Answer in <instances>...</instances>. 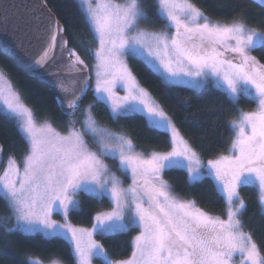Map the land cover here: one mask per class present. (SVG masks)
<instances>
[{
	"label": "snow or ice",
	"instance_id": "snow-or-ice-1",
	"mask_svg": "<svg viewBox=\"0 0 264 264\" xmlns=\"http://www.w3.org/2000/svg\"><path fill=\"white\" fill-rule=\"evenodd\" d=\"M255 2L264 9V0ZM155 3L156 16L165 22L160 30L140 27L149 18L144 0H97L96 7L91 0H77L98 45L95 49L84 44L77 47L95 60L96 102L107 106L111 120L118 123L140 114L150 128L169 134L172 150L138 151L130 134L98 120L97 103L82 107L90 88L88 64L75 47H68L65 29L45 3V38L40 51L25 63L29 70H43L54 78L63 94L57 103L68 110L69 119L62 133L47 120L37 123L18 94L10 98L0 94V115L17 121L28 144L21 163L10 157L0 175V198L12 212L0 223V235L5 240L13 232L63 237L72 245L75 264H92L94 258L102 264H264V248L245 230L242 217L247 202L240 193L242 186L255 185L264 217V63L252 55L264 47V21L252 26L255 17L243 3L224 20L210 19L193 0ZM10 8L0 6V28L5 31ZM259 15L264 17V11ZM127 56L141 59L167 85L195 89L211 85L233 106L242 97L253 99L255 110L236 107L238 115L228 122L232 130L229 154L220 153L202 163L194 146L140 86ZM117 87L126 95H117ZM2 152L0 146V158ZM105 158L117 161L118 170L130 177L127 187ZM174 168L186 170L190 183L211 177L224 199L227 218L178 196L164 178L165 170ZM80 193L107 196L113 205L110 211L96 213L91 231L73 227L67 219L71 211L80 210ZM54 212L65 219L63 224L51 218ZM10 221L14 223L8 227ZM130 229L139 232L126 259H112L93 239L94 233L107 236ZM24 264L44 262L29 256Z\"/></svg>",
	"mask_w": 264,
	"mask_h": 264
},
{
	"label": "trees",
	"instance_id": "trees-1",
	"mask_svg": "<svg viewBox=\"0 0 264 264\" xmlns=\"http://www.w3.org/2000/svg\"><path fill=\"white\" fill-rule=\"evenodd\" d=\"M46 1L64 24L69 46L75 47L90 64L93 59L77 45L84 44L94 49L97 43L84 23L77 0ZM193 3L197 4L207 15L218 20L230 18L234 15L236 5L243 3L247 5V11L251 16L255 17L252 26L258 27L259 22L264 21V17L259 15L264 9H261L255 0H193ZM144 6L149 18L140 23L144 24L146 21L145 24L149 28L162 29L165 22L156 16L155 0H144ZM252 55L264 63V47L257 48ZM128 58L129 65L139 82L163 106L180 133L194 146L201 158L213 159L217 154L228 152L227 147L232 137L228 122L238 115L236 107L254 109L253 99L242 97L239 104L233 106L221 90L212 86L204 89H195L185 85L170 86L141 59L133 56ZM0 68L34 111L37 120H48L57 129L66 131L69 118L60 110L54 91L28 75L13 58L3 53L1 49ZM89 103H97L95 113L102 124L115 131L122 130L130 134L138 151L146 154L149 150L168 151L172 148L169 134L150 128L144 116L140 114L122 118L118 123L113 122L109 117L107 106L96 102L94 91L91 88L83 97L82 107ZM0 141L4 146V161L9 156L22 158L28 151V144L19 132L15 119L6 118L3 115H0ZM110 162L116 163L113 159ZM120 173L122 179H130L127 174ZM164 178L172 184L178 196L195 200L197 206L205 211L220 216L225 215L224 199L215 190V181L211 177L190 183L186 170L174 168L165 170ZM240 193L247 202V210L242 217L245 230L251 231L256 242L264 248V217H261L257 203L258 188L255 185L242 186ZM111 207L113 205L107 196L95 198L81 193L80 210L71 211L69 218L75 224L90 226L97 212ZM10 212L5 201L0 198V221ZM56 216L60 217L58 213ZM138 232L139 229H130L127 232L107 236L96 234V237L112 259H125L131 255L132 240ZM29 256L45 261L59 260L64 264H75L72 245L63 237L49 238L41 233L26 235L13 232L5 240L0 235V264H24ZM96 262L102 264L99 258H96Z\"/></svg>",
	"mask_w": 264,
	"mask_h": 264
},
{
	"label": "water",
	"instance_id": "water-1",
	"mask_svg": "<svg viewBox=\"0 0 264 264\" xmlns=\"http://www.w3.org/2000/svg\"><path fill=\"white\" fill-rule=\"evenodd\" d=\"M45 3L46 7L51 10V14L59 20L60 24L65 29L64 24L51 9L46 0H0V6H11L10 23L7 26V30L5 31L3 28H0V49L3 53L13 58L17 65L28 75L39 80L46 87L54 91L58 97L63 94L55 87L54 78L46 76L43 70H29L25 63L26 60H30L33 55L40 51L43 44L45 38L44 25L46 23V16L44 15ZM64 35L69 41L66 32ZM68 47L70 46L68 45ZM85 62L87 63L86 60ZM88 73L91 74L89 64ZM89 83L91 88L92 77ZM58 106L60 110L66 114L68 110L66 108H62L60 104H58ZM0 146L3 148L2 158H0L1 166L4 158V146L1 141Z\"/></svg>",
	"mask_w": 264,
	"mask_h": 264
},
{
	"label": "rangeland",
	"instance_id": "rangeland-1",
	"mask_svg": "<svg viewBox=\"0 0 264 264\" xmlns=\"http://www.w3.org/2000/svg\"><path fill=\"white\" fill-rule=\"evenodd\" d=\"M114 2L115 3H124V0H114ZM91 3H92V6L93 7H96L97 6V0H91ZM209 16V15H208ZM209 18L210 19H213V20H218V19H215V18H213V17H211V16H209ZM146 21L144 22V24H142V23H140V27L141 28H147V29H149V30H160V29H152V28H149L146 24ZM96 47H98V45L96 44ZM95 47V48H96ZM94 48V49H95ZM129 56H127L126 57V60H127V63H128V65H129V58H128ZM95 64V60L93 59L91 62H90V64H89V68H90V73H91V77H92V85H91V89L94 91V88H95V83H96V77H95V69L93 68V65ZM129 67H130V65H129ZM131 68V67H130ZM132 70V69H131ZM133 72V71H132ZM134 74V73H133ZM0 76H2L3 77V79H0V94H2V96L4 97V98H10L11 97V94L12 93H16V94H18L20 97H21V99H22V101L24 102V104H26L27 106H28V108H30L29 107V105L24 101V99H23V97L21 96V94H20V92L15 88V86L13 85V83H12V81L10 80V78L7 76V74L0 68ZM136 79H137V77H136ZM137 81H138V83L140 84V86L141 87H143L149 94H150V96H151V98L155 101V103L157 104V105H159L160 107H161V109L165 112V114L166 115H168L167 114V112H166V110L163 108V106L155 99V97L144 87V86H142V84L139 82V80L137 79ZM209 86H211V85H209ZM115 91H116V93H117V95H119V96H124V95H126V92L124 91V90H121L119 87H117L116 89H115ZM95 94V93H94ZM255 108H256V103H255ZM255 108L254 109H252V110H255ZM31 109V108H30ZM241 109H243V108H241ZM32 110V109H31ZM243 110H245V111H252V110H247V109H243ZM33 111V110H32ZM33 113H34V111H33ZM80 116V114L79 115H77V117H79ZM169 116V115H168ZM34 117H35V114H34ZM170 117V116H169ZM171 118V117H170ZM35 119H36V117H35ZM172 119V118H171ZM16 121V120H15ZM36 121H37V123H43L44 121H39V120H37L36 119ZM48 121V120H47ZM173 121V120H172ZM17 122V121H16ZM48 122H50V121H48ZM51 123V122H50ZM173 123H174V121H173ZM53 125V124H52ZM174 125H175V123H174ZM54 126V125H53ZM176 126V125H175ZM55 127V126H54ZM77 127H80V125L79 124H77ZM56 128V127H55ZM177 128V127H176ZM57 129V128H56ZM178 129V128H177ZM58 131H61V130H59V129H57ZM62 133L63 132H65V131H61ZM180 132V131H179ZM180 135H181V137L184 139V140H187L181 133H180ZM89 139V143H90V145H91V139L90 138H88ZM188 141V140H187ZM173 144H172V148H173ZM93 147H94V145H93ZM172 148L170 149V150H168V151H160V152H170L171 150H172ZM147 154V153H146ZM199 154V153H198ZM223 154H225V155H228L229 153L227 152V153H223ZM12 158V159H14L18 164L19 163H21V161H22V159H23V157L22 158H15V157H13V156H9V157H7L6 159H5V161L4 162H2V165L0 166V175H2L3 174V171H4V169L7 167V161H8V159L9 158ZM199 158H200V161L202 162V163H204V164H206L207 163V160H204L203 158H201V156H200V154H199ZM110 158H105V160H106V163L109 165V167L111 168V170H112V172H114L117 176H119L120 177V179L123 181V184H124V186L125 187H127L130 183H131V179H122V177H121V173L119 172V170H118V163H117V161H116V163H111L110 162V160H109ZM214 159V158H213ZM81 194V193H80ZM80 194L78 195V199H79V201H80ZM112 209V207L110 208V209H105V210H102V211H110ZM101 212V211H100ZM12 215V212H10V214L8 215V216H5V217H9V216H11ZM60 215V214H59ZM4 217V218H5ZM222 218H227L226 217V215H224V216H221ZM3 218V219H4ZM53 220H55V221H57L58 223H61V224H63L64 222H65V219L60 215V217H57L56 216V213L54 212L53 214H52V217H51ZM3 219L0 221V223H2L3 222ZM68 221L71 223V225L73 226V227H76V228H84V229H88L89 231H91V229H92V227H93V224H94V222H93V224L92 225H90V226H83V225H79V224H75V223H73L71 220H70V218H69V215H68ZM14 223V221H10L9 223H8V227H11L12 226V224ZM41 234H43V233H41ZM138 234V233H137ZM136 234V235H137ZM44 235V234H43ZM135 235V236H136ZM93 239H95V240H97V241H99L98 239H97V237H96V234L94 233L93 234ZM33 257V256H32ZM34 258H36V259H39V260H42L41 258H38V257H34ZM126 259V258H125ZM237 259H238V257H237ZM43 262H44V264H52V261L53 260H51V261H45V260H42ZM62 264H64V263H62ZM92 264H99L98 262H96V258H94L93 259V261H92Z\"/></svg>",
	"mask_w": 264,
	"mask_h": 264
}]
</instances>
